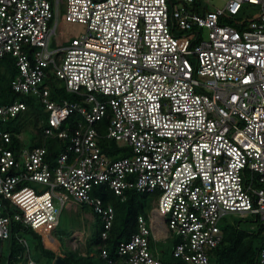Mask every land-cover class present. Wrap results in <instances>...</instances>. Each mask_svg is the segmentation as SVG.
<instances>
[{
  "label": "built area",
  "instance_id": "built-area-1",
  "mask_svg": "<svg viewBox=\"0 0 264 264\" xmlns=\"http://www.w3.org/2000/svg\"><path fill=\"white\" fill-rule=\"evenodd\" d=\"M60 5L81 31L53 47ZM208 7V0H0V58H13L18 72L12 91L37 99L45 139L68 141L50 162L44 144L15 148L4 124L26 105L0 104V242L20 224L54 264L53 232L67 198L90 208L105 240L114 212L92 196L99 185L121 202L128 189L157 195L149 225L138 217L116 261L101 250L108 264H166L151 237L173 239L176 264H212L207 254L221 241L225 216L264 224V0ZM242 10L249 15L237 19ZM47 74L74 100H51ZM100 125L128 155L101 153ZM258 260L264 264V249Z\"/></svg>",
  "mask_w": 264,
  "mask_h": 264
},
{
  "label": "trees",
  "instance_id": "trees-1",
  "mask_svg": "<svg viewBox=\"0 0 264 264\" xmlns=\"http://www.w3.org/2000/svg\"><path fill=\"white\" fill-rule=\"evenodd\" d=\"M237 19H240V16ZM17 73L13 58L8 55L0 58V104L23 102L26 105L24 111L19 112L14 119H9L4 124V129L10 132L15 148L31 149L44 144L47 150V161H53L65 151L68 141L44 138L40 124L45 120V115L37 99L32 95H19L12 91L11 82ZM44 84L50 91L51 100H74V97L66 93L51 74H47ZM78 118L77 115L71 116L67 122L72 127ZM101 127L102 125L97 127L101 153L111 160L128 155V149L119 147L102 136L103 128ZM26 131H31V136L25 139L20 138ZM124 195L125 201L121 202L105 185H99L92 192V196L99 197L104 205L109 203L112 206L114 216L106 239L102 240L101 229L98 228L94 237L88 242V251L94 254L84 258L81 264H108V260L101 257V250L106 251L109 260L116 261L118 245L127 241L131 235L137 232V219L139 216L145 215L144 203L139 199L140 193L135 190L128 189ZM253 222L256 225L250 229H244L239 222L221 227V241L208 252L209 261L212 264H260L258 253L264 249V224L255 219ZM4 245L7 251L6 255L3 254ZM53 259L54 254L43 248L39 236L20 224H14L11 237L7 241L0 242V264L28 263L29 260L34 264H52ZM61 260L63 264H70L66 259ZM165 263L176 264L177 260L170 255Z\"/></svg>",
  "mask_w": 264,
  "mask_h": 264
},
{
  "label": "crops",
  "instance_id": "crops-1",
  "mask_svg": "<svg viewBox=\"0 0 264 264\" xmlns=\"http://www.w3.org/2000/svg\"><path fill=\"white\" fill-rule=\"evenodd\" d=\"M116 145L119 146L118 144ZM105 205L110 204L105 203ZM153 208L154 206L152 207V211ZM62 213H64L65 216V223L64 226L62 225L61 229L58 231ZM148 213L151 214L152 212L145 211V215L142 217L149 225ZM59 222L57 228L53 232V236L56 241L57 251H59L60 258L66 259L70 264H81L84 258L93 256L94 253L88 251L87 246L88 242L94 237V234L98 228L100 229L101 223L99 218L93 214L90 208L83 204L74 202L71 198H67L65 206L60 210ZM58 234L63 236V243H61L57 238Z\"/></svg>",
  "mask_w": 264,
  "mask_h": 264
},
{
  "label": "rangeland",
  "instance_id": "rangeland-1",
  "mask_svg": "<svg viewBox=\"0 0 264 264\" xmlns=\"http://www.w3.org/2000/svg\"><path fill=\"white\" fill-rule=\"evenodd\" d=\"M51 4L54 3V0H49ZM209 2V9H213V8H222L224 6V3L226 2V0H208ZM242 8L244 10H246L250 15L254 14L257 10V7L255 6H249L247 4H243ZM242 12V14H241ZM238 16H240V19H246L247 18V12H243V10L241 11ZM241 14V15H240ZM248 14V15H249ZM254 16V15H253ZM57 28H56V37L54 39V37H52V40L50 42V46H55V44L57 42H59L61 45H67L70 40L76 36L79 35L80 31H81V27L75 24H69L66 23L64 21V10L62 8V5L59 6V9L57 11ZM58 84H62L60 81H57ZM31 131H26L25 133H23L20 138H29L31 136ZM28 185L32 188H34L35 190L42 188L41 186H36L33 183H28ZM157 195L156 193H140L139 199L142 203H144V208L146 212H152V207L154 205V201L156 200ZM145 217V216H144ZM146 218V217H145ZM254 219L252 216H247L245 218H240L238 216L235 215H227L225 216L221 222H220V227H223L226 224H232L234 222H239L240 226L243 227L244 229H250L255 227L256 223L253 222ZM65 223V216L64 213H62L61 217H60V222H59V227H58V231L61 229V226H64ZM57 238L59 239V241L61 243H63L64 238L63 236H61V234L57 235ZM151 242H152V247H155L157 250L159 251H163L164 255H162V258L164 260H167L170 257V249L171 246L173 244V239L171 237H168L167 239H165L164 241H160V240H155L153 241L152 237H151ZM3 254L6 255L7 251H6V247L5 245L3 246ZM19 264H27L26 262H20Z\"/></svg>",
  "mask_w": 264,
  "mask_h": 264
},
{
  "label": "water",
  "instance_id": "water-1",
  "mask_svg": "<svg viewBox=\"0 0 264 264\" xmlns=\"http://www.w3.org/2000/svg\"><path fill=\"white\" fill-rule=\"evenodd\" d=\"M55 264H63V261L61 260L60 257L55 259Z\"/></svg>",
  "mask_w": 264,
  "mask_h": 264
}]
</instances>
